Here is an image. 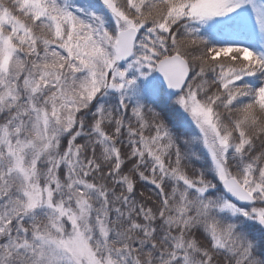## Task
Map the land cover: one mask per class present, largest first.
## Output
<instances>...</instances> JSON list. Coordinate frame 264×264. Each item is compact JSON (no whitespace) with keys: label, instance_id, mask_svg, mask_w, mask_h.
<instances>
[{"label":"snow or ice","instance_id":"snow-or-ice-1","mask_svg":"<svg viewBox=\"0 0 264 264\" xmlns=\"http://www.w3.org/2000/svg\"><path fill=\"white\" fill-rule=\"evenodd\" d=\"M0 264H264V0H0Z\"/></svg>","mask_w":264,"mask_h":264}]
</instances>
